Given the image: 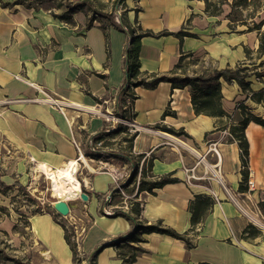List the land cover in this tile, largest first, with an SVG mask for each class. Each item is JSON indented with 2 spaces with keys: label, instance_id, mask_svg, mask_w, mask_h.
<instances>
[{
  "label": "crops",
  "instance_id": "1",
  "mask_svg": "<svg viewBox=\"0 0 264 264\" xmlns=\"http://www.w3.org/2000/svg\"><path fill=\"white\" fill-rule=\"evenodd\" d=\"M230 2L222 3L216 16L204 12L203 0L122 2L118 18H123L134 32L187 33L142 36L138 52L142 71L169 74L180 55L208 60L209 70L245 63L252 72L245 79L249 89L242 91L236 81L228 83L221 77L222 116L196 114L188 86L175 88L164 80L152 88L137 85L127 90L121 107L127 112L124 117L132 119L137 127L130 145L124 146L134 162L129 168L140 174L143 164L149 163L151 175L175 177L177 181L154 187L153 193L138 189L134 195V188L129 192L125 185L124 191L132 195L124 212L129 218L101 212L105 198L109 197L110 206L115 204L112 200L118 192L112 194L114 176L122 175L115 171L117 167L89 172L79 180L87 199H75L78 207L71 210L86 221L80 242L82 256H74L66 241L61 222L67 226V217L59 213L53 217L43 209L28 218L29 236H16L18 247L22 243L21 255L0 258V264H86L84 259L99 247L93 264H264V228L250 219L256 217L264 225V126L251 120L244 129L247 165L254 170L251 191L244 184L247 171L242 168L239 142L224 132L236 126L246 113L264 119V95L260 101L250 97L251 90H264V77L258 79L253 73L264 69V53L257 52V30L239 24L228 27ZM251 9L250 5L247 10ZM88 18L77 10L67 22L49 9L21 3L3 6L0 2V182L4 185L13 180L24 184L31 173L29 168L38 163L59 167L74 159L77 149L73 138L79 147L80 141L86 138L88 142L96 132L110 139L107 132L114 126L112 120L98 113L91 115L86 108L113 109L109 102L116 101L125 78L127 37L101 16L91 17L87 27ZM252 22H261L260 31H264V0H258L254 16L248 18V24ZM204 73L195 70L187 74ZM36 85L49 96L82 108L67 106L62 113L40 99L44 95ZM165 110L169 113L163 115ZM163 127L184 133L177 135ZM123 163L125 171L127 162ZM184 167L192 168L195 178L190 183ZM196 194L211 197L213 202L193 230L189 204ZM157 220L185 233L192 245L170 234L135 229ZM126 234L131 236L126 241L110 244L113 238ZM127 243L139 246L141 251L129 250ZM131 253L132 260L128 259Z\"/></svg>",
  "mask_w": 264,
  "mask_h": 264
},
{
  "label": "trees",
  "instance_id": "2",
  "mask_svg": "<svg viewBox=\"0 0 264 264\" xmlns=\"http://www.w3.org/2000/svg\"><path fill=\"white\" fill-rule=\"evenodd\" d=\"M124 0H116V6L122 5ZM204 1V12H206L208 15L211 16H216L219 15V12L221 11V4L228 2V0H203ZM1 2V5H12V4H23L21 1L19 2ZM63 4V3H62ZM58 4V5H47V6H38L42 7L44 9H49L54 16H56L59 19H63L67 22H71V14L76 12L77 10H82L86 15L88 14V11L84 8L85 2L82 1H76V3H71V4ZM252 6V9L249 11L247 8L249 6ZM28 7H32L29 5H25ZM230 11L227 13V19H228V27L233 28L235 24L239 25H246V28L249 30L255 29L258 32V39L260 41L257 52L259 55H263L264 53V31L261 30V22L255 23L252 22L251 25L248 24V18L254 16V11L256 7H258V0H231L230 2ZM53 9H59L61 10L60 13H55ZM244 10H247L245 13H243ZM104 18H107L110 23L116 27L120 28L124 32H126V42H125V49H124V55H123V71H124V81L123 84L118 92V95L116 97V103H117V109H118V116H127L123 115L122 113V107L120 100L122 98V95L132 87H135L137 85H142L145 88H152L154 87L157 83L161 81H169L171 83V87H184L188 86L190 88V101L193 105L194 112L196 114H205V115H214V116H222L224 115V109L222 107V100H221V86H220V81L219 79L222 77L226 82H232L236 81L237 84L240 86L242 91H246L249 89L248 82L245 81L247 77L252 73L248 70V67L245 66V63H239L236 65L234 68H220V70L212 69L209 71H206L204 74H194L192 76L188 75L187 73L183 72L180 70L179 73H177V70L180 69L182 60L184 59L183 57L185 55H180L179 60L177 64L174 66L173 69L168 72L169 74H163V75H158L155 73H149L147 74L146 72L142 71L140 69V61L138 60V52L140 48V38L142 36H147L148 34L151 35H162V34H174V35H187L186 32L179 30L174 32H169V31H162L159 33H153L152 31H147V30H141L139 32H134L132 28L129 26L125 25V21L122 18H119L118 21L115 20V8L103 15ZM88 22L86 24L87 27H89L92 23V19L89 16ZM246 55H248V50H245ZM253 73L256 75V77H264V69L263 70H254ZM131 95V94H129ZM264 95V90L260 89L257 91H252L250 92V97L251 99L255 101H260L263 99ZM131 98L133 96L131 95ZM121 107V109H119ZM121 110V111H120ZM166 113H169L168 110H165L163 115ZM255 121L261 125L264 126V119L260 118L259 116L255 114H248L244 116V118L236 124V126H230V133L232 136L239 142V145L242 149L243 155L248 158L247 152H248V142L246 140L245 134H244V129L246 124L249 121ZM118 129L122 127L118 126ZM163 130H166L168 132L180 135V133H184V131H174L169 127H163ZM102 132H96L94 133L93 136L90 137V139L95 140L98 138H101L102 136L100 135ZM136 133L129 134L127 137H124V141H126L128 146L130 145L132 139L134 138ZM99 154L102 155H111V156H116L117 158H120L121 160H125L130 163H134L133 160L130 159L128 152L123 151V152H102L98 153L96 152L94 155L99 156ZM150 170V164L147 163L143 164V167L141 169V177L139 178L138 182V189L139 190H146L149 193H153V188L154 187H161L162 185L166 184L167 182H174L177 181V178L175 177H170V176H162V177H155L154 175H151L149 173ZM148 176L149 179L146 177ZM246 177V174H244V178ZM116 191L114 188L112 194ZM133 191V188L129 189V192ZM105 201V200H104ZM213 200L211 197L207 196H202L200 194H196L194 196V199L190 200L189 204V209L191 212V229L194 230V228L197 226V224L203 219L206 211L208 208L211 206ZM53 213V217L56 215H59L55 211H50ZM114 215L121 214L125 217H129L128 213H124L118 209H115L113 211ZM61 225L64 228V233H65V238L66 241L69 244V247H71V250L73 252V255L75 256L77 253V248L75 247V243L71 240V233L68 230L67 226L65 223L61 222ZM136 230L142 231V232H161V233H166L170 234L176 238H179L181 240H184V242L188 245L191 246L192 243L189 241L188 237H186V234H180L176 232L175 230L171 228H167L162 225L161 220H157L154 222V224H145V225H140L135 226ZM131 236L130 234H126L123 236H118L116 238H113L112 241H110V244H118L120 241H126V239H129ZM136 241H141V239H134ZM129 250L134 251H141L139 246H133L129 245ZM100 248V247H99ZM98 248V249H99ZM94 251L88 258L89 264H93V259L96 255V252ZM0 252L3 253V250L0 249ZM132 252V253H133ZM132 253L129 255L130 260L134 258V254ZM0 258H9L8 255L3 254L0 256ZM16 262L21 263V261L18 258H12Z\"/></svg>",
  "mask_w": 264,
  "mask_h": 264
},
{
  "label": "rangeland",
  "instance_id": "3",
  "mask_svg": "<svg viewBox=\"0 0 264 264\" xmlns=\"http://www.w3.org/2000/svg\"><path fill=\"white\" fill-rule=\"evenodd\" d=\"M5 1L8 2L21 1L23 5H29L32 7L33 6L38 7L39 5L55 6L62 3L67 5L71 3H76V1H82L85 2L84 8L86 9V11H88L89 16L91 17H100V16L103 17L105 13H108L115 8L116 21L119 19L118 17L119 14L121 13L120 10L121 5L116 6L115 3L116 0H5ZM206 61L208 60L198 57H191V58L187 57L182 60L180 70L185 73H191L192 71L195 70H199L202 72L209 71L208 69L209 66H206L205 63ZM208 62L207 64L210 63ZM204 66H206V69H204ZM180 70L177 73H179ZM128 96L129 98H131V95L128 94ZM114 102L116 101L110 100L109 102V106L110 107L113 106L112 107L113 109H109L111 111L112 110L115 111V109L117 110V103L114 104ZM90 109L91 110L89 111L90 112L89 114L94 115V113H98L102 117V113H104L106 107L105 108L100 107L98 109L99 112H96L97 109L95 108L93 109L90 108ZM119 109H121V107ZM122 112L123 115H127L126 110H122ZM122 128L123 129L114 128L113 130L107 132V135L110 139L104 140V144L108 147V149L114 148L109 150L107 149V151H111V152L125 151L124 149L128 143L124 141V137H127L130 132L126 131L124 127ZM110 132L111 134H109ZM80 147H82L83 149L85 160L87 161V163L81 164V168L77 173L79 180L81 179V176L89 175V172H93L99 169H107L110 167L114 168L113 166L117 167L115 168L116 172L120 171L122 174L120 175L118 181L121 182L124 180L125 177L123 176L124 171L121 167L124 166L125 163L123 162L125 160L123 161L120 158L111 155H102L100 158H97V156L95 157L93 156L91 157L92 159L90 160L88 155H86L88 153L86 138L80 141ZM129 166H130V162H127L126 169L124 170L128 171L130 169ZM31 167L36 168V166H31ZM33 168H29L31 173L25 177L26 179L24 181L25 182L24 184H21L18 180H13L8 185H4L3 183L0 182V249L3 250V253L0 252V256H2L3 254L9 256L21 255L19 251L21 250L20 248L22 246V243L18 247V241L16 239V236H23L25 238L29 236L28 218L30 217L31 214L38 213L43 209L46 211H52V210L55 211L52 208V205L50 204V202L54 201V199L51 197L50 191L46 190V187H49V180H47L40 171L36 169L33 170ZM131 173L129 177L130 179L133 178V176L135 175L133 169ZM131 187L132 186H128L129 189ZM48 201L50 202L48 203ZM119 201H120L119 195L115 194V197L113 198L112 202L119 203ZM13 263L16 264L15 262Z\"/></svg>",
  "mask_w": 264,
  "mask_h": 264
},
{
  "label": "built area",
  "instance_id": "4",
  "mask_svg": "<svg viewBox=\"0 0 264 264\" xmlns=\"http://www.w3.org/2000/svg\"><path fill=\"white\" fill-rule=\"evenodd\" d=\"M260 71V70H258ZM258 79H263V77H257ZM34 85V84H33ZM35 88L43 93L44 95V98H40L41 100H46V101H49L50 103H52L53 105L57 106V108L62 112L64 113V110L67 106H72L76 109H79V108H82V105H75V104H71V103H66V102H63L62 100H59L57 98H53L51 96H49L46 92H44L41 87L39 85H36ZM114 101V100H113ZM116 102H114L115 104ZM88 111H90L91 109L90 108H86ZM96 112H99L98 110H96ZM117 112H118V109H117ZM102 116L108 120H112L114 126L110 127L109 129L110 130H113L114 128H117L118 126L120 127H124V129L128 132H130L129 134H133V133H136V124L134 123V121L130 118H127V117H119L118 114L116 113V110L115 111H111L109 109H106L104 111V113H102ZM225 133H227V135L230 137V138H234L232 136V134L230 133V131H225ZM107 138L106 137H101V138H98V139H95V140H92V139H89L88 142H87V147L89 149V154H86L88 155L89 159L91 160L92 158L91 157H95L96 155H94L96 152H105L107 151L108 147L104 144V140H106ZM73 143L75 145V148L77 149V156L72 159V160H67V162L65 164H63L62 166H59V167H52L51 169H57V168H60V167H63V166H67L68 164V169L69 171L72 173L73 176H75L77 179H78V176H77V173L79 171V169L81 168V164L83 163H87V161L85 162L83 160L82 157H84L85 159V155L84 153L81 151L80 147L78 146V143L74 140L73 138ZM212 148V151L214 152L215 154V157H217V159L219 160L220 157L218 155V152L217 150L212 146L210 147ZM240 156H242V168L244 170L247 171L246 173V177H245V180H244V184H246V189L247 191H251L253 190L254 188V180H253V174H254V170L251 169L248 165H247V158L243 155L242 153V149H240ZM97 158H100V157H97ZM99 160V159H98ZM100 161V160H99ZM40 171L43 176L49 180V183L52 182V178H53V174L50 172V173H46L45 171H43L42 169L38 170ZM53 171V170H52ZM184 171L187 172L186 174V181L188 183H190L191 179H194L195 176L192 172V168H188V167H184ZM132 172V169H129L128 171L125 170L124 171V180L119 182V177L117 174L114 176V179L116 181V185H115V189H116V192H118L119 194V197H120V201L119 203H115L113 205L110 206V203H109V197L105 198V202H104V205L101 207V212H103L104 214H107V215H111L113 213V211L115 209H118L122 212H125L126 210H128V198L130 196H132L131 194H129L128 192L124 191V186L127 185V186H132L134 188V191H133V195L136 194V192L138 191V182H139V178H140V174L138 173V171L136 173H134L135 175L133 176V178H129L130 177V173ZM132 175V173H131ZM218 179V178H217ZM79 180V179H78ZM219 180V179H218ZM81 183L79 181V191L76 192V193H68L67 195L65 196H59V194H55L53 193V191H51V185L49 184V187H46V190L50 191V195L53 199H63V200H68V199H79L80 200V193L83 191L81 190ZM211 194L216 197L214 191L211 190ZM110 196V195H109ZM51 204V202H50ZM72 210V209H71ZM71 210L69 211L68 215L65 216V218L67 217L68 219V224H67V228L68 230L70 231L71 233V240L75 243V247L77 248V254H79L80 256H82V253H81V247H80V242H81V239L83 237V232L85 231L86 229V221H84V219H81L80 217H77L75 215L72 214ZM89 258V257H88ZM88 258H85L84 261H86L87 263L86 264H89V261H88Z\"/></svg>",
  "mask_w": 264,
  "mask_h": 264
},
{
  "label": "bare ground",
  "instance_id": "5",
  "mask_svg": "<svg viewBox=\"0 0 264 264\" xmlns=\"http://www.w3.org/2000/svg\"><path fill=\"white\" fill-rule=\"evenodd\" d=\"M82 158L85 161L84 157ZM51 168L52 167L46 163H38L35 169H42L46 173L51 172L53 174V180L49 183L51 185V191H53V193L59 194V196H65L68 193H76L79 191V180L69 171L68 164L67 166H63L57 169ZM250 219H252V221L255 222L258 226L264 228L263 223H261L258 218L252 217Z\"/></svg>",
  "mask_w": 264,
  "mask_h": 264
},
{
  "label": "water",
  "instance_id": "6",
  "mask_svg": "<svg viewBox=\"0 0 264 264\" xmlns=\"http://www.w3.org/2000/svg\"><path fill=\"white\" fill-rule=\"evenodd\" d=\"M87 199V194L85 191H82L80 193V200H86ZM77 200L75 199H68V200H63V199H54V201L51 202L52 208L59 213L61 216H67L69 211L71 209H76L78 207Z\"/></svg>",
  "mask_w": 264,
  "mask_h": 264
}]
</instances>
